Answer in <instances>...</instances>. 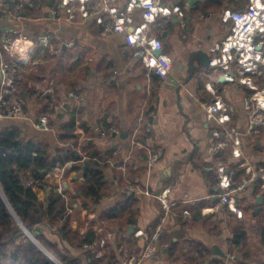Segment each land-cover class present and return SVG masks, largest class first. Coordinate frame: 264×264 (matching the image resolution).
<instances>
[{
  "label": "crops",
  "instance_id": "0c3cea01",
  "mask_svg": "<svg viewBox=\"0 0 264 264\" xmlns=\"http://www.w3.org/2000/svg\"><path fill=\"white\" fill-rule=\"evenodd\" d=\"M25 1L32 4L26 6L21 18L3 19L0 30L10 37L24 36L33 41L35 47L41 36L48 34L56 51L37 63L31 58L20 64L6 56L14 67L15 88L7 98L12 99L16 93L24 105L22 115L0 117V128L14 125L24 139H37L55 148L58 134L71 119L72 108L77 107L80 121L88 129L79 142L86 139L94 142L92 153L113 150V158L107 160L103 169V195L97 204H90L88 214L78 197L79 187L84 182L83 169L71 179L65 174L71 163L66 164L60 182L72 228L84 234L91 222L103 215L102 226L96 232H100V240L109 244L103 248L96 239V252L99 255L113 249L120 262L125 253L128 260L133 258V264H181L185 262V254L177 249L170 258L168 250L195 240L210 250L204 264H264V185L262 180H257L237 194L242 216L219 204L211 189L217 177L215 167L219 155L212 151V128L202 106L204 102H214L218 96L230 109L231 119L227 125L245 130L248 123L243 99L253 89L239 83L236 65L231 61L227 68L217 69H206L195 61L196 69L193 73L189 71L193 52H206L211 57V46L228 33L230 24L223 21L222 9L242 7L248 0H201L192 5L187 2L186 27L179 25L176 16L167 23H163L162 18L152 23L151 34L162 40V52L172 62L163 84L158 76L148 74L140 58L133 55V48L126 44L123 34L103 31L94 17L70 19L63 12L61 17L60 12L58 17H52L49 10L57 0ZM185 2L171 0L173 4ZM123 3L122 0L118 2L120 6H124ZM133 16L136 22L141 21L138 10ZM1 54H4L2 47ZM82 56L90 60L84 62ZM84 71L88 74L82 88L77 86L81 91H67L63 82L54 85L58 75L74 77ZM224 73L235 78L221 81ZM171 75L174 79L169 80ZM246 75L259 84L257 76ZM2 80L0 69V92ZM49 87L54 89L60 107L51 114L50 127L40 129L33 120L45 110V104L52 97L49 92L43 93ZM70 93L78 95L79 99L76 101ZM104 123L117 130L106 139L101 136V132L108 129ZM133 138L143 146L134 144ZM243 147L244 157L252 166L264 167V130L244 135ZM147 148L161 152L151 165ZM77 150L82 154L80 146ZM84 156V160L89 159L88 155ZM221 156L229 165L236 166L238 161L231 158L229 150ZM84 160L80 162L84 164ZM128 183L135 184L136 189L125 193L121 186ZM167 186V197L174 203L173 209L178 215H170L162 221L156 195ZM117 210L119 214L112 213ZM183 210L188 211L186 217L182 216ZM240 224L245 229V246L249 251L232 244L234 229ZM156 233L157 238L153 240ZM150 241H155L157 251L139 260ZM72 251L77 254L82 249L74 247Z\"/></svg>",
  "mask_w": 264,
  "mask_h": 264
},
{
  "label": "built area",
  "instance_id": "2783aa9c",
  "mask_svg": "<svg viewBox=\"0 0 264 264\" xmlns=\"http://www.w3.org/2000/svg\"><path fill=\"white\" fill-rule=\"evenodd\" d=\"M119 1L121 0H57L56 4L50 8L49 13L52 17H58L60 12L61 17L63 12L70 19L94 17L95 22L103 26V31L111 30L123 34L126 44L133 48V55L140 58L148 70V74L153 73L158 76L163 84L170 74L172 62L162 52V40L151 34V24L158 18H162V22L167 23L173 16H176L179 25L186 27L188 3L180 5L171 3V0H122L124 6H120ZM31 4L25 0L0 2V23L5 18H21L23 10ZM136 10L140 13V22H136L134 19L133 13ZM221 17L224 22L230 24L229 30L220 42L211 46L213 55L210 57L209 66L215 69L227 68L230 61L234 62L239 74V83L253 89L251 94L246 95L243 99V107L247 114V127L245 130H241L235 126L227 125L231 119L230 109L218 96L214 102H204L202 106L212 128V151L219 155L215 167L217 177L211 184L212 193L218 197L220 205L227 207L238 216H242L243 211L239 206L237 194L257 180H262L264 185V167L255 168L252 166L244 157L243 147L244 135L257 134L264 130V0H248L242 7L224 8ZM0 47L4 49V54L0 56V69L3 76L0 92V117L15 118L22 115L24 102L16 93L12 99L7 98V94L12 95L15 88L13 85L14 67L8 62L6 56L20 64L28 62L31 58L34 63H37L45 60L56 49L48 34H43L40 43L35 47L30 39L24 36L10 37L4 30H0ZM82 59L87 62L90 57L82 56ZM247 73L257 76L259 84L253 83L250 76L246 75ZM224 76L230 80L235 78L228 73H224ZM52 84L53 79L50 80V85ZM208 87L214 93V90L210 86ZM47 92L52 97L48 101L46 109L33 120L34 125L40 129L50 127V116L60 107L54 89L49 87L43 93ZM70 95L75 100L79 99V96L74 93H70ZM147 126L149 129L150 124L148 123ZM116 132L115 128H108L101 132V136L106 139ZM69 142L68 140L62 141V144H69ZM132 142L143 146L134 138ZM228 150L231 158L238 161L236 166L229 165L228 161L221 156ZM160 154V150L147 148L148 164H153ZM84 155L81 161L86 158ZM64 170L65 167L56 169L59 181L54 189L63 197L65 195L60 178ZM135 189L136 185L133 183L121 186V190L125 193H130ZM168 192L169 186L156 195L161 206L162 221H166L170 215H178L173 209L174 203L170 202L167 197ZM187 215L188 211L183 210L182 216L186 217ZM159 229L158 226L157 233ZM157 233L153 240L157 238ZM95 244L96 242H93V245ZM105 244L104 239L99 241L101 247L104 248ZM156 251L155 241H150L141 252L139 260L152 256ZM125 255V253L122 255V263L133 264V258L125 259Z\"/></svg>",
  "mask_w": 264,
  "mask_h": 264
},
{
  "label": "trees",
  "instance_id": "16d2710c",
  "mask_svg": "<svg viewBox=\"0 0 264 264\" xmlns=\"http://www.w3.org/2000/svg\"><path fill=\"white\" fill-rule=\"evenodd\" d=\"M86 74L88 71L74 77L67 74L58 75L54 78V85L63 82L67 91H81L78 87L82 88ZM47 105L46 103L44 109ZM78 112L77 107L72 108L71 119L58 134V145L55 148L37 139H24L19 128L14 125L0 128V146L6 149L0 153V187L18 219L40 244L63 264H122L113 249L104 250L98 255L97 244L90 246L96 239L97 243L100 240V232L96 231L102 226L103 215L92 221L87 232L81 234L78 229H73L69 222L64 197L54 190L59 181L57 168L66 167V164L71 163L65 171L71 179L83 169L84 164L80 162L83 154L77 150L80 146L89 156V159L84 160V163L88 161L89 165L82 170L84 182L79 187L78 195L85 213L88 214L90 204H97L103 195V169L107 160L113 158V150H96L92 153L94 142H89L88 139L79 142L88 129L86 124L80 121ZM104 124L106 128L109 127L108 123ZM141 129L143 130L144 126ZM67 140L71 143L63 145L62 141ZM112 213L117 215L119 211ZM40 225H46L50 231L55 232L59 240L50 239ZM245 233L243 224L237 226L233 232L232 244L242 249L245 247L249 251L245 246ZM106 244H109L108 241ZM74 247H80L82 251L73 253ZM177 249L185 254V262L181 264H204L210 254V250L201 242L189 240L171 247L167 252L168 257L171 258ZM0 264H54L23 230L1 194Z\"/></svg>",
  "mask_w": 264,
  "mask_h": 264
},
{
  "label": "water",
  "instance_id": "95a60500",
  "mask_svg": "<svg viewBox=\"0 0 264 264\" xmlns=\"http://www.w3.org/2000/svg\"><path fill=\"white\" fill-rule=\"evenodd\" d=\"M186 2L189 3V5H192L194 4L196 1H201V0H185ZM198 62V65H201V66H204V68L206 69H209L210 66H209V62H210V56L206 53V52H202V51H196V52H193L191 55H190V73H193L194 70L196 69V64L194 62ZM174 79L173 76L171 75L169 77V80H172ZM221 81H225L226 80V77L223 75L221 78H220ZM174 81V80H173ZM176 81V80H175ZM65 107V106H64ZM67 107V105H66ZM122 135H126L125 134H122ZM6 149L2 146H0V153L1 152H5ZM89 165V162L86 161L84 163V166H83V169L87 168ZM0 194L2 195V197L4 198V200L6 201L9 209L11 210V212L14 214V216L16 217V219L18 220L20 226L23 228V230L31 237V239L39 246V248L44 251L48 257L53 261L55 262L56 264H63L60 260H58L53 254H51L44 246H42L40 244V242L34 237V235L23 225V223L18 219V217L15 215V213L13 212V210L11 209L10 205L8 204L7 200H6V197L4 196L3 192H2V189L0 187ZM258 200L260 201L261 200V197L259 196ZM132 229V228H130ZM220 255L222 256H225L224 253L222 252H218Z\"/></svg>",
  "mask_w": 264,
  "mask_h": 264
},
{
  "label": "rangeland",
  "instance_id": "374dc122",
  "mask_svg": "<svg viewBox=\"0 0 264 264\" xmlns=\"http://www.w3.org/2000/svg\"><path fill=\"white\" fill-rule=\"evenodd\" d=\"M39 227L45 232V234H46L50 239H52V240H59V236H58L55 232L50 231V229L47 228L46 225H40ZM124 258L127 259V256L124 257ZM122 259H123V257H122ZM51 261H52V260H51ZM124 261H126V260H124ZM52 262H53V261H52ZM53 263L55 264V262H53Z\"/></svg>",
  "mask_w": 264,
  "mask_h": 264
}]
</instances>
